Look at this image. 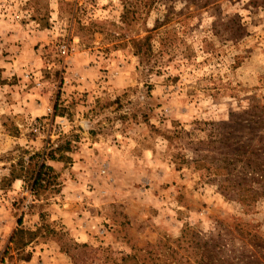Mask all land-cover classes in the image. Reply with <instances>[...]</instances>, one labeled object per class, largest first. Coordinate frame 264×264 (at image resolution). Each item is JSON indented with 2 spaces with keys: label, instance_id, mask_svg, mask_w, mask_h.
I'll return each mask as SVG.
<instances>
[{
  "label": "rangeland",
  "instance_id": "374dc122",
  "mask_svg": "<svg viewBox=\"0 0 264 264\" xmlns=\"http://www.w3.org/2000/svg\"><path fill=\"white\" fill-rule=\"evenodd\" d=\"M256 104L264 0H0V264H264V198L246 210L194 163ZM66 140L35 194L19 162Z\"/></svg>",
  "mask_w": 264,
  "mask_h": 264
},
{
  "label": "trees",
  "instance_id": "16d2710c",
  "mask_svg": "<svg viewBox=\"0 0 264 264\" xmlns=\"http://www.w3.org/2000/svg\"><path fill=\"white\" fill-rule=\"evenodd\" d=\"M130 7L125 5L122 22L128 23ZM168 19L163 24H167ZM161 25L148 29L151 33ZM152 35L144 38L132 39L134 53L141 63L150 61L153 55ZM221 131L212 132L210 140L206 144L205 153L197 155L194 163L197 168H203L212 181L217 182L218 190L229 200H234L250 210L258 201L264 198V104L253 105L248 111L231 113L229 120L222 123ZM62 139V138H61ZM48 153L38 152L29 157V162L21 159L19 164L27 167L31 176V188L35 194L46 191L55 185L57 175L54 169L46 163V159L55 161L64 158L63 153L71 150V141L54 148L51 145ZM59 155V158L57 157ZM16 179H24L11 173L10 183ZM42 225L37 231H29L19 228L9 244L15 246L16 251H22L27 245L24 237L28 235L35 238L40 231L49 230L45 223V214L41 213ZM21 227L22 221L18 222ZM56 236H65V233L52 231ZM86 244L80 245L70 241L66 247V253L72 254L87 248ZM65 247L63 246V249ZM10 249L6 246L5 253Z\"/></svg>",
  "mask_w": 264,
  "mask_h": 264
},
{
  "label": "crops",
  "instance_id": "0c3cea01",
  "mask_svg": "<svg viewBox=\"0 0 264 264\" xmlns=\"http://www.w3.org/2000/svg\"><path fill=\"white\" fill-rule=\"evenodd\" d=\"M20 184V186L22 185V182L21 183H19Z\"/></svg>",
  "mask_w": 264,
  "mask_h": 264
},
{
  "label": "built area",
  "instance_id": "2783aa9c",
  "mask_svg": "<svg viewBox=\"0 0 264 264\" xmlns=\"http://www.w3.org/2000/svg\"><path fill=\"white\" fill-rule=\"evenodd\" d=\"M65 52V51H64Z\"/></svg>",
  "mask_w": 264,
  "mask_h": 264
}]
</instances>
